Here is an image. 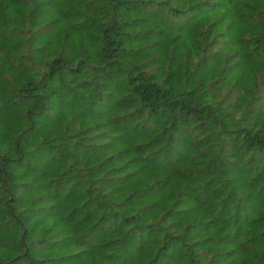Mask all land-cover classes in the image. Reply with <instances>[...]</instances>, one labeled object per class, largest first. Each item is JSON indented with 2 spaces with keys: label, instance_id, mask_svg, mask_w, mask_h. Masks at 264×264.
Returning a JSON list of instances; mask_svg holds the SVG:
<instances>
[{
  "label": "trees",
  "instance_id": "obj_1",
  "mask_svg": "<svg viewBox=\"0 0 264 264\" xmlns=\"http://www.w3.org/2000/svg\"><path fill=\"white\" fill-rule=\"evenodd\" d=\"M0 264H264V0H0Z\"/></svg>",
  "mask_w": 264,
  "mask_h": 264
}]
</instances>
